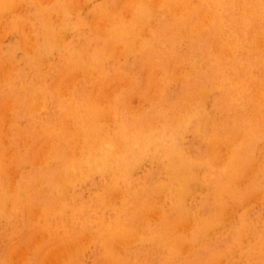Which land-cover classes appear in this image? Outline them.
Returning a JSON list of instances; mask_svg holds the SVG:
<instances>
[{"label":"rangeland","instance_id":"374dc122","mask_svg":"<svg viewBox=\"0 0 264 264\" xmlns=\"http://www.w3.org/2000/svg\"><path fill=\"white\" fill-rule=\"evenodd\" d=\"M263 85L264 0H0V264H264Z\"/></svg>","mask_w":264,"mask_h":264},{"label":"bare ground","instance_id":"6f19581e","mask_svg":"<svg viewBox=\"0 0 264 264\" xmlns=\"http://www.w3.org/2000/svg\"><path fill=\"white\" fill-rule=\"evenodd\" d=\"M79 1V0H78ZM203 1V0H202ZM211 1V0H210ZM162 2V1H161ZM163 3V2H162ZM155 5H156V3H155ZM162 5V4H161ZM138 7H139V5H138ZM189 7V6H188ZM187 9V8H186ZM104 10V9H103ZM124 12V11H123ZM245 12V11H244ZM210 13H212L211 11H210ZM212 17V16H211ZM52 27V26H51ZM202 27V26H201ZM29 28V27H28ZM60 35V34H59ZM260 35V34H259ZM28 36V35H27ZM30 37V36H29ZM26 38V37H25ZM64 40V39H63ZM62 40V41H63ZM177 40V39H176ZM30 43V42H29ZM61 43V42H60ZM222 47H224V46H222ZM227 48V47H226ZM121 49V48H120ZM119 50V49H118ZM137 52V51H136ZM227 55V54H226ZM93 59V58H92ZM196 68V67H195ZM189 75V74H188ZM154 77V76H153ZM124 85V84H123ZM264 86V85H263ZM262 89H264V87H262ZM262 91V90H261ZM235 101V100H234ZM35 103V102H34ZM228 154V153H227ZM207 158V157H206ZM44 159V158H43ZM215 159V158H214ZM210 164V163H209ZM209 164H208V167H209ZM225 164V163H224ZM233 164V163H232ZM231 165V164H230ZM255 174V173H254ZM180 187V186H179ZM165 190H166V188H165ZM168 190V189H167ZM79 208V207H78ZM194 216V215H193ZM190 221V220H189ZM195 221V220H194ZM194 221H192V222H194ZM197 222V221H196ZM195 222V223H196ZM195 223H192V224H195ZM198 224V223H197ZM236 224V223H235ZM196 225V224H195ZM197 226V225H196ZM190 228H191V225H190ZM190 231V230H189ZM234 231V230H233ZM191 233V232H190ZM172 248V247H171ZM173 249V248H172Z\"/></svg>","mask_w":264,"mask_h":264}]
</instances>
